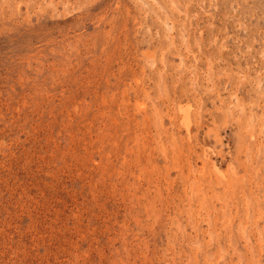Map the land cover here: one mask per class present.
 Instances as JSON below:
<instances>
[{
    "label": "rangeland",
    "instance_id": "rangeland-1",
    "mask_svg": "<svg viewBox=\"0 0 264 264\" xmlns=\"http://www.w3.org/2000/svg\"><path fill=\"white\" fill-rule=\"evenodd\" d=\"M0 264H264V0H0Z\"/></svg>",
    "mask_w": 264,
    "mask_h": 264
},
{
    "label": "bare ground",
    "instance_id": "bare-ground-1",
    "mask_svg": "<svg viewBox=\"0 0 264 264\" xmlns=\"http://www.w3.org/2000/svg\"><path fill=\"white\" fill-rule=\"evenodd\" d=\"M153 1H154V0H153ZM187 34H188V33H187ZM170 41H171V40H170ZM185 122H186L187 125L189 124L188 120H186Z\"/></svg>",
    "mask_w": 264,
    "mask_h": 264
}]
</instances>
